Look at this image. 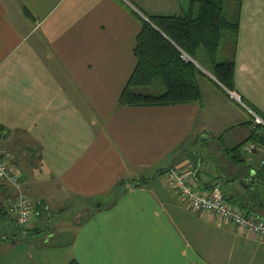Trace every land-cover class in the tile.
I'll return each mask as SVG.
<instances>
[{"label":"crops","instance_id":"crops-1","mask_svg":"<svg viewBox=\"0 0 264 264\" xmlns=\"http://www.w3.org/2000/svg\"><path fill=\"white\" fill-rule=\"evenodd\" d=\"M188 8L182 0H0V145L38 211L19 226L7 213L17 191L0 182V264H264V238L192 212L165 177L172 168L192 171L200 190L264 217V146L251 140L246 109L264 118V0L235 6L238 36L220 61L235 60L234 92L244 105L199 54L200 102L119 106L141 31L131 12L147 20ZM154 85L136 91L165 92ZM145 180L126 185L112 205L119 182ZM78 204L87 216L72 241L56 243L62 225L51 222ZM42 232L49 235L38 245Z\"/></svg>","mask_w":264,"mask_h":264},{"label":"trees","instance_id":"trees-1","mask_svg":"<svg viewBox=\"0 0 264 264\" xmlns=\"http://www.w3.org/2000/svg\"><path fill=\"white\" fill-rule=\"evenodd\" d=\"M182 1L188 2V11L179 16L151 17L150 23L131 12L140 22L141 31L134 49L136 68L119 99L120 107H166L200 102L202 92L198 79L205 74L195 63L201 49L205 50L207 60L212 63V74L222 88L226 92L235 91V60L217 63L215 58L226 33L238 36L239 21L228 19L226 0ZM232 1L240 8L243 0ZM191 59L195 63L189 61ZM158 80L165 88L163 94L149 95L136 91L149 88ZM250 110L260 116L255 110ZM251 119L249 125H255L251 140L258 146H264V127L256 125L252 116ZM148 181L119 182L112 205L126 192V185L139 187ZM232 205L238 207L235 203ZM3 211L0 208V212ZM70 264L78 263L72 261Z\"/></svg>","mask_w":264,"mask_h":264},{"label":"built area","instance_id":"built-area-1","mask_svg":"<svg viewBox=\"0 0 264 264\" xmlns=\"http://www.w3.org/2000/svg\"><path fill=\"white\" fill-rule=\"evenodd\" d=\"M230 98L242 105L240 96L236 92L227 91ZM255 120L256 125L264 127V120L246 108ZM7 137V132L0 127V144ZM254 146L249 151L253 152ZM264 164V163H263ZM166 181L171 190L196 213H205L217 217L221 222L231 224L242 234L264 238V217L257 214H247L229 203L217 191H202L194 182L192 171L172 168L166 174ZM0 182L13 187L17 196L7 206V213L21 226H29L38 216L37 208L30 202L22 191V172L16 165L12 152L0 145Z\"/></svg>","mask_w":264,"mask_h":264},{"label":"rangeland","instance_id":"rangeland-1","mask_svg":"<svg viewBox=\"0 0 264 264\" xmlns=\"http://www.w3.org/2000/svg\"><path fill=\"white\" fill-rule=\"evenodd\" d=\"M235 4L236 3L233 2L232 0H226L225 1V12H226V15H227L229 20H232V17H233L232 15H233V12L235 10ZM147 20L150 21V18ZM230 37H231V34L226 33L225 37L222 40V44H221L220 49L217 53V56L215 58V62L219 63L220 61H224L225 58L227 59V57H229L228 55L230 54V50H231V43H230L231 39H230ZM199 54H200V56L204 55L206 57L204 49H201L199 51ZM198 60H199V57H198ZM207 62H208L207 64L212 65V63L209 60H207ZM158 86H161V87L163 86V83L160 80L155 82L154 90L157 91L159 88ZM113 200H114V198L111 197V198H107V199L101 201V203L103 205H110ZM101 203H96L95 207H98ZM81 206H83V205H79V206L73 205L72 207L69 208L68 214H64L61 217V219L55 220L54 222H51V224H53V226H55V224L58 222L60 225H62L59 228V230L63 231L62 232L63 234H61V236H59V238L56 239V243L65 244V243H69L70 241H72L73 236L76 233V224L78 222L81 223V220L87 216L86 215L87 213L84 214L83 212L82 213L77 212L79 210V208L82 209ZM47 235H49L47 232H42L41 234H38L37 235V244L38 245L43 244L45 242Z\"/></svg>","mask_w":264,"mask_h":264},{"label":"water","instance_id":"water-1","mask_svg":"<svg viewBox=\"0 0 264 264\" xmlns=\"http://www.w3.org/2000/svg\"><path fill=\"white\" fill-rule=\"evenodd\" d=\"M148 23H150V21L149 20H146ZM189 61H192V62H194L192 59L191 60H189ZM195 63V62H194ZM98 207H100V205L98 206Z\"/></svg>","mask_w":264,"mask_h":264}]
</instances>
